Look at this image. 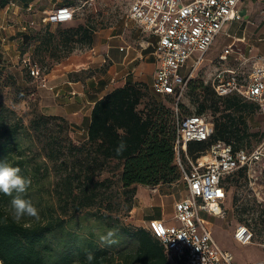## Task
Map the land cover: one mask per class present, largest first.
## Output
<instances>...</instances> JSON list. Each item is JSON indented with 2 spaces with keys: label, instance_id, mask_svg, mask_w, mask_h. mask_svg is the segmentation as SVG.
Segmentation results:
<instances>
[{
  "label": "trees",
  "instance_id": "16d2710c",
  "mask_svg": "<svg viewBox=\"0 0 264 264\" xmlns=\"http://www.w3.org/2000/svg\"><path fill=\"white\" fill-rule=\"evenodd\" d=\"M8 1L0 2L5 5ZM97 30L98 26L90 22L70 24L59 39L54 32L43 35L34 51L40 55L49 52L50 57L60 59L76 43L93 45ZM8 84L0 67V161L19 167L21 175L31 179L24 198L38 209L39 219L24 217L15 221L11 197L0 193V264H173L161 241L146 226H135L114 213L117 202L110 190L114 175L101 177L100 173L110 161H117L129 208L133 206L137 184L181 179L174 148L175 109L158 96H149L147 82L128 79L95 101L87 138L76 142L69 133L72 122L63 114L36 112L30 124H25L1 97ZM188 87L198 97L203 96L199 113L206 109L208 101L221 111L212 137L189 142L188 150L192 152L205 142L208 148L219 139L232 143L234 148L245 146L249 136L247 115L256 102L238 93L220 95L215 89L210 99L203 82L190 81ZM50 119L59 121L49 125ZM32 129L44 137L43 152L30 150L21 140ZM122 139L127 147L117 155ZM42 153L44 159H39ZM244 171L241 168L231 175L240 177ZM52 173L56 180L48 184L44 180ZM82 214L99 221L100 234L76 226V217ZM89 253L94 257L91 261L87 260Z\"/></svg>",
  "mask_w": 264,
  "mask_h": 264
},
{
  "label": "rangeland",
  "instance_id": "374dc122",
  "mask_svg": "<svg viewBox=\"0 0 264 264\" xmlns=\"http://www.w3.org/2000/svg\"><path fill=\"white\" fill-rule=\"evenodd\" d=\"M40 1L41 5L39 4L37 9L17 13L22 22H28V28H26L32 33L33 38L29 44L21 43V45H18L17 52H12V55L9 54L4 63L0 64L6 80L9 81V84L4 86L1 97L18 115L22 116L24 123L28 125L36 112L63 114V112L68 111L71 118L77 114L78 121H71L72 126L69 133L76 142H81L86 139L87 107L85 104L77 113L70 112L67 102L70 99H80L79 96L81 95L68 90V86H70L68 81H88L94 90L102 91L106 87L110 88L118 84L120 79L119 73L116 79L113 82L111 81L110 75L113 69L110 68L109 59L100 63L99 58L105 51L97 45L98 38L102 37L104 43L109 39V36L121 34L132 46L137 48L145 46L149 52L146 60L155 63L156 55L153 52L154 45L152 41L156 38V35L145 30L130 17L133 0ZM62 4H70L74 7V17L64 22H46L44 20L45 15ZM11 11V9H8L9 13H12ZM10 18H7L6 21L12 22L13 17ZM77 22H90L98 26L93 45L76 43L73 49L64 52L65 54L60 59L50 57L49 52L40 55L34 51V47L43 35L54 32L57 39H59L66 26ZM238 25V21L229 22L225 25L222 33L209 48L205 61L195 69L194 75L189 80V82H203L204 85L208 86L210 99L213 97L212 79L216 68H238L244 70L247 74L252 64L257 61L255 58L246 59L244 55L240 58L235 57V49L238 48L236 44L241 42L239 45H242V41L232 44L234 50H231V53L223 62L219 61V51L233 39V37L226 35L227 31L235 32ZM242 51L244 54L246 53L243 45ZM30 62H35L39 66L41 75L35 76L31 73ZM106 73L107 76H105ZM151 81L152 79L149 83L148 95L158 96L160 100L175 109L176 98L172 95L162 96L156 94L151 87ZM202 98V95L198 97L188 87L178 103L180 114L199 113L197 109ZM221 102L222 100L219 101V103ZM207 104L206 109L200 114L205 115L215 124V120L220 116L221 111H216L215 105L211 104L210 101ZM256 105L254 110L247 115L249 136L243 145L248 148L264 143V112L259 109L257 103ZM56 120L59 121V119H50L48 124L52 125ZM43 139L44 137L39 136L38 132L33 129L21 138L23 144L28 146L30 150H41L42 152ZM207 145L208 142L197 145L192 152L189 151V154L192 155L200 150V152L205 151ZM38 158L44 159L43 153ZM116 165L117 161L112 160L106 164V169L100 173L101 177L106 174L114 175V182L110 190L117 202L114 208L115 214L120 215L124 221L135 226H145L149 217L163 213V211L167 222H177L175 202L187 193V186L182 178L173 183L144 185L146 188L145 194L148 197L146 203L142 200L139 190L140 185H137L132 197L133 206L129 208V203L126 202V193H124L125 189L119 180L121 170ZM113 168H115L114 171H112ZM245 171L240 177L231 175L232 179H229V191L225 201V213L222 216H214L210 219L214 224L215 238L222 246L234 252L237 263L246 264L260 261L259 264H264V175L258 168H256V171L252 168L251 175L246 168ZM55 180L56 175L52 173L44 181L49 184V182H55ZM76 220H79V224L76 226H79L85 232L92 229L100 234L102 231L99 221L86 218L85 214L77 216ZM240 222L247 223L254 232L253 239L249 243H241L234 235L235 228Z\"/></svg>",
  "mask_w": 264,
  "mask_h": 264
},
{
  "label": "built area",
  "instance_id": "2783aa9c",
  "mask_svg": "<svg viewBox=\"0 0 264 264\" xmlns=\"http://www.w3.org/2000/svg\"><path fill=\"white\" fill-rule=\"evenodd\" d=\"M242 0H133L130 17L157 36L154 43L156 67L151 87L156 94L176 98V163L187 193L175 202L177 222L152 216L146 227L163 244L173 264H239L234 252L222 246L214 236L211 217L225 213L229 191L228 176L241 168H256L264 175V143L253 148L219 139L197 156L189 154L191 141L212 137L214 123L200 113L180 114L179 100L186 92L195 69L222 33L225 24L241 18ZM74 7L62 4L45 15L46 22H64L74 17ZM232 49L224 46L218 54L223 62ZM33 75H41L30 62ZM231 67L216 68L212 84L220 95L238 93L256 102L264 112V56H259L248 73ZM254 166V167H252ZM256 166V167H255ZM234 235L241 243L252 241L254 232L244 222ZM260 261L246 264H259Z\"/></svg>",
  "mask_w": 264,
  "mask_h": 264
},
{
  "label": "crops",
  "instance_id": "0c3cea01",
  "mask_svg": "<svg viewBox=\"0 0 264 264\" xmlns=\"http://www.w3.org/2000/svg\"><path fill=\"white\" fill-rule=\"evenodd\" d=\"M39 4L41 5L40 0H9L5 5H2L0 2V64L4 63L5 58L9 54L12 55V52H17L18 45H21V43L25 44L31 36V32L27 29L28 22H22L17 13L37 9ZM241 6V18L229 21H238L239 25L235 32L227 31L226 35L233 37V39L226 45L232 46V44L237 43V41H242V45L245 47L246 53H243L242 45H239L241 42H238L236 44L238 48L236 47L235 49V57L240 58L244 55L246 59L255 58L257 60L259 56H264V0H242ZM8 9H11L12 13H9ZM10 17H13V21H6V19ZM118 35L119 34H114L109 36V39L104 43L102 41V37H99L96 41L100 49L105 51V53L99 58L100 63L107 59L110 61V68L113 69V72L110 75L111 81L113 82L120 73V79L118 77V84H115L110 88L106 87L104 90L100 91L94 90L88 81H68L70 84V86H68V90L81 95L79 96L80 99H70L67 102L70 112L77 113L85 106V104L87 107L86 138L88 125L91 119V111L98 98L112 90L114 87L124 84L128 79L145 81L148 84L151 79L153 80L156 62L154 63V61L151 62L146 60L149 53L147 48L145 46L138 48L134 47L130 42L126 41L121 34L119 36ZM156 39L157 36L152 41L153 45ZM107 75L108 74L106 73L105 76ZM68 113V111L63 112V115L67 116L72 122L78 121L77 114L75 117L71 118ZM137 185H140V194L142 200L146 203L148 200V197L145 194L146 188L143 184L139 183ZM154 216L166 219L164 211L163 213L161 212L160 214Z\"/></svg>",
  "mask_w": 264,
  "mask_h": 264
},
{
  "label": "clouds",
  "instance_id": "9594fccd",
  "mask_svg": "<svg viewBox=\"0 0 264 264\" xmlns=\"http://www.w3.org/2000/svg\"><path fill=\"white\" fill-rule=\"evenodd\" d=\"M127 144L123 139L116 148V154L122 155L126 150ZM32 181L21 175V169L12 166L7 161H0V193L11 197L10 208L12 217L19 222L24 217H33L39 219L38 209L33 205L31 200L25 199L24 194L27 192ZM93 255L89 253L87 260H93Z\"/></svg>",
  "mask_w": 264,
  "mask_h": 264
}]
</instances>
